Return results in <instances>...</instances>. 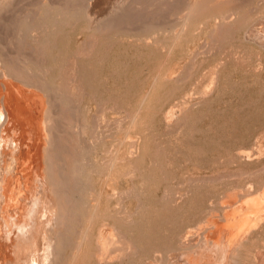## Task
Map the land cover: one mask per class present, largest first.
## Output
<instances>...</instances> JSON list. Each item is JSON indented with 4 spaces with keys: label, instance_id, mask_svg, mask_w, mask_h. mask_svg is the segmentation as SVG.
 Returning a JSON list of instances; mask_svg holds the SVG:
<instances>
[{
    "label": "rangeland",
    "instance_id": "obj_1",
    "mask_svg": "<svg viewBox=\"0 0 264 264\" xmlns=\"http://www.w3.org/2000/svg\"><path fill=\"white\" fill-rule=\"evenodd\" d=\"M83 1L0 2V92L6 99L8 85L18 97L23 89L38 98L44 147L48 142L67 146L64 151L50 148L57 150L53 160L59 171L65 169L61 160L70 162L63 176L65 181L72 173L65 185L73 183V190L63 195L67 198L62 197L66 216L54 264L79 259L78 264H179L175 259L185 247L195 246L196 251L213 238L220 242L233 218L264 201V49L246 37L261 22L264 0H233L237 5L209 0L211 8L204 3L207 10L194 13V22L185 21L189 25L180 18L188 0H140L141 6L124 10L122 19L120 12L101 29L88 17ZM57 103L62 110L55 108ZM24 105H14L13 111L28 130L31 120ZM48 105H55L50 116L58 115L57 122L45 117ZM50 122L55 129L47 127ZM129 130L132 142L138 143L131 144L130 138L127 143ZM256 219L241 224L248 234L233 243L236 264H264V213ZM105 230L120 244L108 250L99 246ZM1 260L3 264L5 258Z\"/></svg>",
    "mask_w": 264,
    "mask_h": 264
},
{
    "label": "bare ground",
    "instance_id": "obj_2",
    "mask_svg": "<svg viewBox=\"0 0 264 264\" xmlns=\"http://www.w3.org/2000/svg\"><path fill=\"white\" fill-rule=\"evenodd\" d=\"M2 1V0H1ZM0 1V2H1ZM73 3L74 0H71ZM84 0L83 2L86 4V7L88 9V17L92 20V22H98V28H100V26L102 27L103 23L106 24V22H110L112 23L115 19L118 18V15H119V18L123 17V15L121 16V14H123L122 12H125L124 10L126 9H130L132 8V6L136 7L137 4H141L143 3L144 1L141 0ZM168 1V0H167ZM167 1L165 2V4L167 3ZM175 1V0H174ZM183 0H181V2L179 1V4L182 3ZM185 1V0H184ZM187 1V0H186ZM207 1L209 0H188L187 2H183L185 6V11H182L184 12L185 14L180 18H182L181 20L182 21H188V19L190 18L193 22H194V16L198 14H195L193 16L194 13H197V12H201L200 9L203 8L204 6V3H208ZM217 1V0H216ZM219 1V0H218ZM222 1V0H221ZM226 1V0H224ZM222 1V2H224ZM235 1V0H234ZM244 1V0H243ZM247 1H250V0H247ZM252 1V0H251ZM78 2V1H77ZM76 2V3H77ZM173 2V0H172ZM178 2L177 0L174 2V4ZM220 2V1H219ZM221 2V3H222ZM233 2V0H232ZM237 2V1H236ZM80 3H81V0H80ZM162 3V2H161ZM212 3V2H210ZM207 4L206 6L208 7ZM218 3V2H217ZM220 3V4H221ZM226 3V2H225ZM237 3H241L240 1H238ZM244 3V2H243ZM246 3V2H245ZM5 4V3H3ZM10 4V3H9ZM79 4V3H78ZM168 4V3H167ZM173 4V3H172ZM177 4V3H176ZM228 5L229 4H236L235 2L233 3H227ZM7 5V4H6ZM74 5V4H73ZM142 5V4H141ZM139 5V6H141ZM182 5V4H181ZM179 7V9H181L182 7ZM225 5V4H224ZM237 5V4H236ZM13 6V5H12ZM72 6V5H71ZM80 6V5H79ZM138 6V7H139ZM166 6V5H164ZM177 7L174 8L175 10L178 9V6L179 5H176ZM219 7L218 4H214L212 7ZM223 6V4L221 5ZM137 7V8H138ZM143 7V6H142ZM169 7V5H168ZM168 7L166 9H168ZM174 7V5L172 6ZM207 7H204L205 9ZM1 8V7H0ZM3 8V6H2ZM203 8V10H205ZM209 8V7H208ZM211 8V6H210ZM209 8V9H210ZM215 8V7H214ZM7 9V8H6ZM164 9V8H163ZM173 9V10H174ZM1 10V9H0ZM142 10V9H141ZM171 10V11H173ZM174 10V12H175ZM183 10V9H181ZM180 10V11H181ZM202 10V11H203ZM207 10V9H206ZM212 10V9H211ZM252 10V9H251ZM81 11V10H80ZM179 11V10H178ZM253 11V10H252ZM3 12V11H2ZM84 12V11H83ZM130 12V11H129ZM132 12V11H131ZM165 12V11H164ZM172 12V13H174ZM177 12V11H176ZM175 12V13H176ZM37 13V12H36ZM109 13V16L108 18L105 20L103 19V21L101 22L100 20L102 18H104L106 15H108ZM174 13V16H178V14L180 15L179 12H177V14ZM234 13V12H233ZM82 14V13H81ZM127 14V13H126ZM167 14V13H166ZM182 14V13H181ZM232 14V13H231ZM111 15V16H110ZM2 16V14L0 15ZM83 16V15H82ZM117 18H116V17ZM168 16V15H167ZM171 16V15H170ZM169 16V17H170ZM173 14H172V17H174ZM193 16V17H191ZM229 16V15H228ZM87 15H86V18H88ZM179 17V16H178ZM175 18L176 20L179 18ZM261 17V16H260ZM1 18V17H0ZM80 18V16H79ZM83 18V17H82ZM115 18V19H114ZM124 18V17H123ZM152 18V17H151ZM158 18V17H156ZM193 18V19H192ZM254 18V17H253ZM257 18H259L257 16ZM2 19V18H1ZM0 19V20H1ZM113 19V20H112ZM120 19V20H121ZM218 19V18H217ZM226 19V18H225ZM256 19V18H255ZM84 20V19H83ZM128 21V19H126ZM163 20V18H162ZM172 20V19H171ZM178 20H177V23H178ZM39 21V20H38ZM36 21V22H38ZM82 21V20H81ZM89 21V20H88ZM112 21V22H111ZM126 21V22H127ZM165 23H166V20H164ZM41 22V21H40ZM91 22V23H92ZM163 22V21H162ZM161 22V23H162ZM170 21H168L167 23H169ZM179 22H181L179 20ZM191 22V21H190ZM93 23V24H94ZM110 23H107L110 24ZM125 23V22H124ZM160 23V22H159ZM164 23V24H165ZM166 23V24H167ZM176 23V24H177ZM183 23V22H182ZM187 23V22H185ZM184 23V24H185ZM189 23V21H188ZM187 23V25H189ZM254 23V22H253ZM89 24V23H88ZM134 24V23H133ZM157 24V23H156ZM165 24V25H166ZM170 24V23H169ZM181 24V23H180ZM233 24V23H232ZM256 24V23H255ZM259 24V25H258ZM257 25L259 26H253L252 28H250L248 31H247V36L249 39H255L258 41V46L260 45L263 49H264V13H263V17L261 18V22L258 23ZM97 24H95L96 26ZM112 25V24H111ZM163 25V24H162ZM161 25V26H162ZM173 25V24H172ZM105 26V25H104ZM179 26H183L184 25H179ZM249 26V25H248ZM89 27V25H88ZM87 27V28H88ZM91 27V26H90ZM94 27V26H93ZM164 27V26H163ZM187 27V26H186ZM186 27H184L185 29H187ZM247 27V26H246ZM37 29V27H36ZM42 29V28H40ZM89 29V28H88ZM97 30V28H94V30ZM101 29V28H100ZM178 29V28H177ZM176 29V30H177ZM92 29H90L91 31ZM95 30V31H96ZM99 30V29H98ZM173 30V29H172ZM176 34L180 31H176ZM179 30V29H178ZM180 30H181V27H180ZM29 31V30H28ZM184 32V30H182ZM35 34H36V31H34ZM92 32V31H91ZM181 33V32H180ZM31 35V33H29ZM154 34V33H153ZM182 34V33H181ZM39 35V34H38ZM30 37V36H29ZM40 37V36H39ZM154 37V36H153ZM155 38V37H154ZM175 38L177 39L178 36ZM151 39V38H150ZM252 39V40H253ZM146 41H147V38H146ZM149 41V40H148ZM147 41V42H148ZM256 41V42H257ZM86 42V41H85ZM252 42V41H251ZM255 42V41H253ZM255 42V44H256ZM149 43V42H148ZM147 43V44H148ZM1 45V43H0ZM89 45V44H88ZM93 46V45H92ZM1 59L2 57L0 58V62H1ZM3 66V65H2ZM94 66V65H93ZM1 67V66H0ZM92 67V66H91ZM93 68V67H92ZM2 70V69H1ZM8 71V70H7ZM3 72V70H2ZM61 73V72H60ZM9 74V73H7ZM11 74V73H10ZM14 75V74H13ZM11 75V76H13ZM10 76V78H11ZM8 77V76H7ZM9 78V79H10ZM13 78H15V76H13ZM1 79V78H0ZM7 79V78H6ZM4 80V79H3ZM3 80H1L3 82ZM16 80V78L14 79ZM19 80V79H18ZM17 80V81H18ZM37 80V79H36ZM39 81V80H38ZM1 82V83H2ZM11 82V81H10ZM13 82H16V81H13ZM18 83V82H17ZM42 83V82H41ZM3 84V83H2ZM1 84V85H2ZM14 84V83H13ZM32 84V82H31ZM24 85V84H23ZM29 85V84H28ZM17 86V85H16ZM35 86V85H34ZM1 87V86H0ZM4 87V85L2 86ZM19 87V86H18ZM37 87V86H36ZM49 87V86H48ZM7 89V93L8 95L6 96V99L4 98V96L1 94L0 92V247H2V243L4 245L3 248L0 249L3 250L5 248V253H2V251L0 253L2 254H5L4 257H0V260L1 258H5V260H3V264H54L55 262V258H56V254H57V249H58V240H59V237L62 235L61 231H62V227L61 225L63 220H64V217L66 216L65 215V210L64 208H66V206H62V197H64L63 195L67 194V190H70L72 188H70L71 186L73 187V183L71 184V186L68 188V184H70L69 180L70 178L68 177V175H71L72 171L70 172L71 174L67 173V177L65 178V181L66 183L68 182L67 185H65V181H64V176L63 174H66L64 173L67 169H66V165L69 161L67 162H63L62 160L60 161L61 159V154L62 153H57L56 156H59L60 155V159L57 161H60L63 164L62 166V169L63 167L65 166V169L63 171V173L61 171L58 170V168L54 165V160H56V158L53 160V156L56 154L55 152H57V150L54 151L53 153V149H60V150H63L64 151V147H67V146H58V145H54L55 147H51L53 146V144H50V142H48L51 146H47L49 144L45 143L47 148L44 147V142H43V139L46 137L45 136V133L43 131L45 130H41L40 128V121L39 119L41 118L40 117V110H41V102L38 98H36L35 96H30L28 95L27 93L23 92V89L20 90V89H17V90H20L21 93L19 94V97L15 94V88L13 89L12 87H9L8 85L5 87ZM23 88V87H22ZM28 88V87H27ZM4 89V88H3ZM26 89V88H24ZM29 89V88H28ZM1 90V89H0ZM36 90V89H35ZM32 92V91H31ZM38 92V90H37ZM40 92V91H39ZM30 93V91L28 92ZM34 93V92H32ZM36 93V92H35ZM37 94V93H36ZM42 94V93H40ZM3 98H2V96ZM44 95V94H43ZM50 95V94H49ZM45 97V96H44ZM49 97V96H48ZM55 96H52L50 98H53ZM5 99V103L2 101ZM47 99V98H46ZM49 99V98H48ZM58 99V98H57ZM56 99V100H57ZM51 100V99H50ZM49 100V101H50ZM53 101H54V98H53ZM63 101V100H62ZM67 101V100H66ZM28 103L29 104V108H28V105L26 104ZM27 106H25V105ZM58 104V103H57ZM57 104H55L57 106ZM14 105H17V106H20L22 107L23 105L27 108L26 111H25V114L30 118L31 120V125L30 127L27 129H25L23 126H21L20 124H18V121H17V115L15 116L16 113H14L13 111V106ZM51 105V103H50ZM53 105V104H52ZM54 105V106H55ZM59 105V104H58ZM47 106V105H46ZM49 106L48 105V108H52L54 110H56L55 108H60L62 107V104L59 105V107H55L54 108ZM61 106V107H60ZM75 107V106H74ZM47 108V110H48ZM50 108V109H51ZM80 108V107H79ZM49 109V110H50ZM44 110L47 112V115H46V112L45 113V117H51L54 121L56 120L55 118L57 117L55 116V118H53L52 116L50 115H53L52 113L54 112V110ZM114 109V108H113ZM62 110V109H61ZM52 111V112H51ZM60 111V110H59ZM59 111H57L56 113H60ZM113 111V110H112ZM48 112H51V113H48ZM74 112V111H73ZM78 112V111H77ZM80 113V112H78ZM172 113V112H171ZM55 114V112H54ZM61 114V113H60ZM99 114V113H98ZM60 116V115H59ZM138 116V115H137ZM44 117V115H43ZM97 117V116H96ZM173 117V116H172ZM25 118V117H24ZM76 118V117H74ZM98 118V117H97ZM4 119V120H3ZM22 119V118H21ZM48 119V120H47ZM52 119L50 120L49 118H45L44 120H47L48 122L49 121H52ZM94 119V118H93ZM2 120H3V123H2ZM24 120V119H23ZM64 120V119H63ZM78 120V119H77ZM83 120V119H82ZM96 120V119H95ZM124 120V119H123ZM43 121V120H42ZM58 121V119L56 120V122ZM121 121V120H120ZM46 122V121H45ZM95 122V121H94ZM100 122V121H99ZM126 122V120H125ZM51 123L50 122L49 124L47 123V127H52L53 129H55V126L56 124L52 125L51 126ZM44 123H42L43 125ZM68 124V123H67ZM65 124V125H67ZM50 125V126H49ZM88 125V124H87ZM100 125V124H99ZM105 125V124H104ZM122 126V123L120 124ZM54 126V127H53ZM64 126V124H63ZM46 127V128H47ZM68 127V126H67ZM71 127V126H70ZM60 128H61V125H60ZM73 128V127H72ZM75 128V127H74ZM80 128H82L80 126ZM131 128V127H129ZM65 129V128H64ZM62 128V130H64ZM68 130L70 129L69 127L67 128ZM83 129V128H82ZM107 129V128H106ZM48 130V129H47ZM57 130V129H56ZM55 130V131H56ZM59 130V129H58ZM124 130V129H123ZM132 130V128H131ZM129 130V135H130V131ZM91 131V130H90ZM125 131H128V130H125ZM124 131V132H125ZM49 132V131H48ZM59 132V131H57ZM127 133V132H125ZM96 134V133H95ZM126 135V140H128L130 137H132L131 135ZM133 134V133H132ZM71 135V134H70ZM124 135V134H122ZM55 136V135H54ZM128 136V137H127ZM134 136V135H133ZM49 137H51V133L49 134ZM60 136H57V139L59 138ZM53 138V136L51 137ZM128 138V139H127ZM135 138V137H134ZM50 139V138H49ZM81 139V138H80ZM98 139V138H97ZM112 139V138H111ZM137 138H135L136 140ZM55 140V139H53ZM52 140V141H53ZM61 140V139H60ZM120 140V139H119ZM124 140V141H126ZM131 142L133 141L131 138L129 139ZM129 140H128V144L129 143ZM45 141V140H44ZM51 141V140H50ZM62 141V140H61ZM59 141V143L57 144H61ZM122 141V140H121ZM138 140H136L135 142H137ZM38 142V143H36ZM55 142H57L55 140ZM135 142H132L131 144H135ZM54 143V141H53ZM94 143V142H93ZM121 143V142H120ZM138 143V142H137ZM63 144V143H62ZM83 144V143H82ZM126 144L125 147L128 145ZM75 145V144H74ZM133 146V145H132ZM60 147V148H58ZM63 147V148H62ZM124 147V146H123ZM122 147V148H123ZM136 147V146H135ZM52 148V150L50 149ZM62 148V149H61ZM121 148V149H122ZM50 149V151H48ZM127 150V148H125ZM134 149V148H133ZM43 150H44V158L42 156V153H43ZM59 150V151H60ZM67 150V149H66ZM105 150V149H104ZM108 150V149H107ZM106 150V151H107ZM117 150V149H116ZM125 150V151H126ZM136 150V149H134ZM115 151V150H114ZM133 151V150H132ZM49 152V153H48ZM62 152V151H61ZM113 152V151H112ZM117 152V151H116ZM115 152V153H116ZM121 152V150H119V153ZM127 153V152H126ZM125 153V154H126ZM129 153V152H128ZM132 153V152H131ZM134 153V152H133ZM137 153V151H136ZM63 154L65 155V153L63 152ZM91 154V153H90ZM97 154V153H96ZM110 154V153H109ZM109 154L107 156H109ZM112 154V153H111ZM123 154V153H121ZM120 154V155H121ZM82 155V154H81ZM115 154H112V156H114ZM118 155V154H117ZM116 155V156H117ZM119 155V156H120ZM127 155V154H126ZM133 155V154H132ZM135 155V153H134ZM123 157V155H121ZM131 156V155H130ZM64 157V156H62ZM75 157V156H74ZM133 157V156H132ZM66 158V157H65ZM79 158V156H78ZM85 158V157H84ZM83 158V159H84ZM108 158V157H107ZM118 158V156L116 157ZM120 158V157H119ZM119 158L116 159V161L118 160L119 161ZM125 158V157H124ZM113 159V158H112ZM123 161L128 159L126 157V159H123L121 158ZM120 159V160H121ZM76 160V158H75ZM80 160V158H79ZM91 161V160H90ZM98 161V160H97ZM107 161H110L109 159L106 160L105 158V162ZM115 161V162H116ZM85 162V161H84ZM111 163H113L112 161H110ZM121 162V161H120ZM70 163V162H69ZM75 163H79V161H75ZM75 163H73L75 165ZM81 163V162H80ZM108 163V162H107ZM66 164V165H65ZM72 164V165H73ZM105 164V163H103ZM109 164V163H108ZM116 164V163H114ZM118 164V162H117ZM120 164V163H119ZM56 165H60V163L56 162ZM62 165V164H61ZM60 165V166H61ZM70 165V164H69ZM80 165V164H79ZM82 165V164H81ZM107 164H105L106 166ZM71 166V165H70ZM76 166V165H75ZM74 166V167H75ZM85 166V165H84ZM93 166V165H92ZM108 167H105L106 169L109 168V165H107ZM59 167V166H58ZM72 167V166H71ZM73 167V168H74ZM77 167V166H76ZM82 167V166H81ZM61 168V167H59ZM69 168V166H68ZM115 168V165L114 167ZM112 168V169H113ZM120 168V167H119ZM92 169V168H91ZM96 169V168H95ZM71 169L69 168V171ZM73 170V169H72ZM78 170V169H77ZM114 170V169H113ZM68 171V172H69ZM76 171V170H74ZM82 171V170H81ZM90 171V169H89ZM93 171V169H92ZM95 172V171H94ZM107 172V171H105ZM112 172V171H111ZM75 173V172H74ZM109 173V172H108ZM107 173V174H108ZM117 173V172H116ZM86 174V172H85ZM84 174V176H85ZM94 174V173H93ZM106 174V175H107ZM112 174V173H111ZM76 175V173H75ZM83 175V173H82ZM88 175V174H87ZM105 175V174H102V176ZM113 175H110L108 178L112 177ZM89 177V176H88ZM81 178V177H80ZM103 177H101L100 179H102ZM105 178V177H104ZM89 179V178H88ZM107 179V177H106ZM104 179V180H106ZM73 180V179H72ZM103 180V182H104ZM113 180V179H112ZM111 178L110 180H108L109 182L112 181ZM88 181V180H87ZM108 182V183H109ZM112 183V182H110ZM84 184V183H83ZM80 186V184H77ZM86 185V184H85ZM103 185V184H102ZM107 185V183H106ZM111 185V184H109ZM89 186V185H87ZM65 187H67L68 189H65ZM101 188V187H100ZM79 189V188H77ZM83 189V187L81 188ZM86 189V188H85ZM106 189H107V186H106ZM73 190V189H72ZM83 190H81L82 192ZM89 191V190H88ZM93 191V190H92ZM95 191V190H94ZM73 192V191H72ZM91 192V191H90ZM104 192V191H103ZM109 192V191H107ZM69 193H71V191H69ZM93 195H94V192H92ZM97 193V191H96ZM73 194V193H72ZM71 195V194H70ZM67 196V195H66ZM65 196V197H66ZM95 196V199L97 198L96 195ZM93 196V198H94ZM100 196H101V193H100ZM106 196H107V193H106ZM115 196V195H114ZM262 196V195H261ZM65 197H64V200H65ZM102 197V196H101ZM113 197V196H111ZM67 198V197H66ZM71 198V197H70ZM103 198V197H102ZM104 198H105V195H104ZM69 199V197H68ZM93 199V202L94 200ZM263 199H264V196H263ZM92 200V199H91ZM98 200V198L96 199ZM100 200V199H99ZM103 200V199H102ZM255 200H258V199H254V202L256 203ZM67 201H70L67 200ZM82 201V200H81ZM97 202V201H96ZM100 202V201H99ZM253 202V203H254ZM259 202V201H258ZM71 203H74V201H72ZM81 203V202H79ZM69 204V203H68ZM100 204V203H99ZM99 204L97 203L96 205L99 206ZM259 204V203H258ZM257 206H260L258 205ZM73 205V204H72ZM91 205V204H90ZM92 205H95L92 204ZM102 205V203H101ZM100 205V206H101ZM243 205V203H242ZM264 205V201H263V204H261V206ZM260 206V207H261ZM64 207V208H63ZM238 207V206H236ZM255 208V206L253 205H250L249 207L244 208L246 209L247 211H245L244 213H241V214H238L237 217H235V219L233 218V222L232 224L228 227V228H225L224 231L222 232L223 233V237H222V240L219 242L217 240L214 239V241L212 242V244L209 242H203L202 246L203 248L200 250H196L195 251V246H190V247H185L184 250H183V253L180 254V256H178V258L175 259V262L174 263H181V264H233L235 263L234 260H233V249L235 248L234 247V242H238L240 239H242L245 235L246 237V234H248L246 232V234H244V231L246 228L247 225L245 224V229L243 231V228H242V225L244 223H247V222H253V220H255L256 218H258V216H260L262 213H264V208ZM98 208V207H97ZM241 208V206H240ZM239 208V210H240ZM68 209V208H67ZM101 209V208H100ZM98 210V209H96ZM68 211V210H67ZM236 211V210H235ZM95 215L97 213H94ZM91 215V214H90ZM95 215H94V218H95ZM99 215V214H98ZM97 215V216H98ZM93 216V215H92ZM96 216V217H97ZM70 218V217H69ZM73 218V217H72ZM98 218V217H97ZM95 218V219H97ZM70 220V219H69ZM257 220V219H256ZM264 221V219H261ZM90 221V219H89ZM93 221V220H92ZM68 222V221H67ZM94 223V222H93ZM255 223V222H254ZM242 224V225H241ZM251 224V223H250ZM67 225V224H65ZM253 225V223H252ZM252 225L250 227H252ZM91 226V227H90ZM89 227L92 228V222H91V225L89 224ZM67 228V227H65ZM107 228V227H106ZM104 228V229H106ZM102 230V229H101ZM66 231V230H65ZM63 231V233L65 232ZM69 231V230H68ZM83 231V230H82ZM85 231V229H84ZM90 230H87V232H89ZM92 231V230H91ZM108 231V230H107ZM107 231H102L101 232V236H99L101 238V245L99 246H103L102 248L105 249L107 246H111L114 244V245H119L118 242H120L119 240H115L116 243H114V240L112 238H110V236L108 237V234H107ZM247 231V230H246ZM191 232V231H190ZM249 232V231H248ZM66 233V232H65ZM109 233V232H108ZM82 234V233H81ZM89 234V233H88ZM219 234V233H218ZM83 235V234H82ZM82 235H80V237L82 238ZM85 236V235H84ZM88 237V235H86ZM91 236V235H90ZM190 236V234H189ZM218 236V235H217ZM216 236V237H217ZM221 236V235H220ZM248 236V235H247ZM65 237V236H64ZM64 237H62V239H60V241H63L64 242ZM85 238V239H89L88 238ZM191 237H194L191 236ZM92 238V237H91ZM190 238V237H189ZM196 238H199V236H197ZM80 239V238H79ZM218 239V237H217ZM98 240V239H96ZM188 240V239H187ZM201 240V239H200ZM199 240V241H200ZM86 241V240H85ZM88 241V240H87ZM86 241V242H87ZM100 240H98V243L100 244L99 242ZM198 241V242H199ZM203 241V240H202ZM84 242V243H86ZM187 242V241H186ZM244 242V241H243ZM81 243V242H80ZM76 244V243H75ZM79 244V243H78ZM87 244V243H86ZM187 244V243H186ZM114 245L112 248H114ZM193 245H198L197 244H193ZM201 245V244H200ZM241 245V244H240ZM62 246V244H61ZM85 246V245H84ZM174 246V245H173ZM172 246V247H173ZM76 247V246H75ZM79 247V246H77ZM76 247V248H77ZM81 247V246H80ZM199 247V246H197ZM75 248V249H76ZM84 248V247H82ZM117 248V246H116ZM120 248V247H119ZM264 248V247H263ZM81 250V248H79ZM103 249H101L103 251ZM109 249V248H108ZM108 249H105V250H108ZM77 250V249H76ZM75 250V251H76ZM104 250V251H105ZM236 250V249H235ZM79 251V250H78ZM83 251V249L81 250ZM101 251V252H102ZM104 251H103V254H104ZM85 252V251H84ZM100 252V253H101ZM72 253V252H71ZM80 253V252H79ZM81 254V253H80ZM60 255V254H59ZM85 255V254H84ZM108 255V254H107ZM107 255H103V256H107ZM75 255L71 256L73 258H76L74 257ZM102 254L100 255V258H101ZM264 256V255H263ZM78 257H82V254ZM77 257V259H78ZM203 257V258H202ZM105 258V257H104ZM256 258V257H255ZM258 258V257H257ZM257 258H256V261H257ZM77 259H75V261H77ZM86 259V258H85ZM261 258L259 257V260ZM255 260V259H254ZM253 260V261H254ZM2 261V260H1ZM0 261V262H1ZM80 261V259L78 260ZM74 262L73 261V264H78L79 262ZM102 262V261H101ZM141 262V261H140ZM172 262V261H171ZM258 262V261H257ZM261 262H264V259L263 261ZM71 263V261L69 262V264ZM260 263V261H259ZM236 264V263H235ZM255 264V263H254ZM258 264V263H256ZM262 264V263H261Z\"/></svg>",
    "mask_w": 264,
    "mask_h": 264
}]
</instances>
